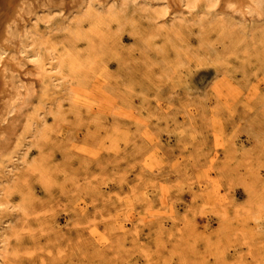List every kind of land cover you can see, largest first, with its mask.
<instances>
[{
    "label": "rangeland",
    "instance_id": "1",
    "mask_svg": "<svg viewBox=\"0 0 264 264\" xmlns=\"http://www.w3.org/2000/svg\"><path fill=\"white\" fill-rule=\"evenodd\" d=\"M117 1L21 25L0 264H264V14Z\"/></svg>",
    "mask_w": 264,
    "mask_h": 264
},
{
    "label": "bare ground",
    "instance_id": "2",
    "mask_svg": "<svg viewBox=\"0 0 264 264\" xmlns=\"http://www.w3.org/2000/svg\"><path fill=\"white\" fill-rule=\"evenodd\" d=\"M53 1L54 0H0V116L3 118H6L8 114L11 113L14 107L21 104L23 98L25 97V93L27 91V89H25L26 86L24 87L22 82H20L19 75L21 72L22 63L20 61V57L18 56L19 54L17 55L16 53L12 52L14 41L18 36H20L21 27L23 26L22 24L25 21V19L27 17H30L38 8L46 6ZM105 1L109 3L110 2L114 3L117 0H105ZM138 1L145 5H151V6L161 5L164 6L165 8H168L173 0H138ZM217 1L219 2V0ZM221 1L224 7H226L228 12L232 13V15L236 13L241 17H244L246 15L260 16L261 14H264V0H221Z\"/></svg>",
    "mask_w": 264,
    "mask_h": 264
}]
</instances>
